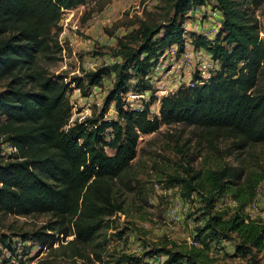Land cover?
<instances>
[{
  "label": "trees",
  "instance_id": "16d2710c",
  "mask_svg": "<svg viewBox=\"0 0 264 264\" xmlns=\"http://www.w3.org/2000/svg\"><path fill=\"white\" fill-rule=\"evenodd\" d=\"M88 1L0 0V83L5 82L0 91V136L15 149L7 160H0V215L50 216L52 222L38 233L19 236L20 241L47 247L49 256L56 258L105 264L103 233L109 218L125 212L126 193L132 191L130 170L141 136L164 125L182 124L196 128L198 138L210 149L218 140L230 141L236 152L264 146V88L259 85L264 38L255 15L264 0H211L220 13V30L212 41L197 35L192 44L220 65L217 75L164 98L159 118H151L146 110L125 111L123 96L129 82L138 81L139 93L147 90L145 78L158 58L173 46L183 50L187 12L207 1L170 0L172 16L163 27L140 23L124 38L129 43L118 42L112 63L97 67L85 79H73L80 91L98 87L107 77L114 81L100 117L69 126L70 88L48 77L40 63L52 59L56 47L53 31L62 13ZM111 106L117 121H104ZM106 148L113 154L108 155ZM237 174L225 168L204 177L214 195L206 200L207 218L201 232L208 233L206 238L216 244L234 235L238 241L235 253L246 256L264 248V224L243 212L253 199L246 189L255 179L239 184L244 170ZM232 176L235 182H223ZM202 179L194 172L189 179L178 178L174 183L181 185V194L188 200L193 192L202 190ZM226 192H231L238 209L224 221L210 210L217 201L222 202ZM199 237L194 238L196 243ZM201 243L203 248L159 253L166 257L164 264H215L208 259V243ZM14 244L11 237L0 236V264L9 263L6 255L15 252ZM124 260L120 257L106 264Z\"/></svg>",
  "mask_w": 264,
  "mask_h": 264
},
{
  "label": "rangeland",
  "instance_id": "374dc122",
  "mask_svg": "<svg viewBox=\"0 0 264 264\" xmlns=\"http://www.w3.org/2000/svg\"><path fill=\"white\" fill-rule=\"evenodd\" d=\"M214 7V2L207 0L204 8L195 15L189 13L191 9L187 12L183 22V50L178 51L173 46L158 58L155 67L145 78L148 88L144 92H137L138 81L129 82L130 87L123 96L125 111L146 110L151 118H159L164 98L195 87L197 80L206 82L217 75L219 64L206 67L204 75H200L199 67L207 65L209 60L203 61L191 52L195 36L201 35L212 41L219 32L221 26L217 22L220 14ZM255 15L260 37L264 38V4L255 10ZM171 16L170 0H90L83 6L62 13L57 29L53 31V45H56L51 55L53 60L45 58L40 64L48 77L59 79L70 88L67 93L69 126L99 118L104 98L114 81L113 77H107L98 87L80 91L74 86L73 79H85L97 67L112 63L111 57L117 51L118 42L129 43L125 39L138 29L140 23L163 27ZM201 53L204 55V50ZM259 85L264 88V66ZM4 86L5 82L0 83V91ZM136 95L142 98H131ZM102 119L117 121L116 109L111 106ZM198 134L199 131L194 127L175 124L161 126L155 133L139 138L136 158L130 170L132 191L126 193L125 212L109 218L108 229L103 233L105 264L120 257L125 259L122 264H164L166 257L160 251L181 252L189 247L203 248L202 241L208 243V259L215 264H251L253 261L264 264V248L242 256L235 253L238 241L234 235L216 244L206 238L208 233L201 232L207 218L204 216L207 211L206 200L214 195L204 177L207 173L225 168L236 174L244 170V177L239 184L246 183L247 178L255 179L246 189L247 194H253V199L247 202L243 212L264 224V179L257 181L260 177L264 178V146L236 152L230 141L218 140L210 149L205 141L198 138ZM5 141L0 136L2 161L7 160L12 153ZM106 151L108 155L113 154L110 149L106 148ZM194 172H199L203 178V183H200L203 186L202 190L193 192L187 200L181 194V185L174 183V180L189 179ZM229 181L233 183L236 180L233 176L223 179V182ZM221 201L215 203L210 213L218 214L226 221L237 211L238 206L232 201L231 192H226ZM172 211L177 214L176 220L170 217ZM52 221L47 215H0V236L11 237L15 241L12 245L15 252L11 256L6 255L8 264H102L49 256L47 247L40 249L37 244L21 242L18 238L23 234L38 233ZM199 235V244L194 246L191 242L194 243V238ZM58 237L62 239V236ZM57 246L58 242L53 248Z\"/></svg>",
  "mask_w": 264,
  "mask_h": 264
},
{
  "label": "built area",
  "instance_id": "2783aa9c",
  "mask_svg": "<svg viewBox=\"0 0 264 264\" xmlns=\"http://www.w3.org/2000/svg\"><path fill=\"white\" fill-rule=\"evenodd\" d=\"M204 8V6H202V7H198V8H192L191 10H190V14H193V15H195V13L196 12H198V10L200 11V10H202ZM218 13H219V11H218ZM220 14V13H219ZM221 17H220V20L217 22L219 25L221 24ZM177 49V48H176ZM202 50H204V49H195V48H193L192 47V49H191V52L193 53V54H195V56H197L198 58H201L203 61L204 60H209V63L207 64V65H201L200 67H199V71H198V73H200V75H204V70H205V68L206 67H211V66H214V64L215 65H218V63H216V62H214L212 59H211V56H210V54L207 52V51H205L204 50V55L201 53V51ZM201 56H206V57H201ZM206 58H208V59H206ZM203 61H197V62H199V63H203ZM198 70V69H197ZM207 70V69H206ZM202 83H204L203 81H196V84L197 85H201ZM131 98H142V96H140V95H136L135 97H131ZM11 147V146H10ZM11 150H12V153H14L15 152V149L13 148V147H11ZM175 211V210H174ZM170 217L172 218V219H174V220H176L177 219V214L175 213V212H170ZM191 244H193L194 246H197V243H193V242H191Z\"/></svg>",
  "mask_w": 264,
  "mask_h": 264
}]
</instances>
